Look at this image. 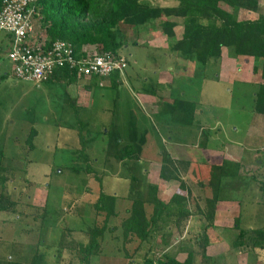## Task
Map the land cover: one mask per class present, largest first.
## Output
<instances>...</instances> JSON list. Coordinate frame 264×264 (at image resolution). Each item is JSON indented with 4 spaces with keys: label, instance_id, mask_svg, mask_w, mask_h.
Listing matches in <instances>:
<instances>
[{
    "label": "rangeland",
    "instance_id": "374dc122",
    "mask_svg": "<svg viewBox=\"0 0 264 264\" xmlns=\"http://www.w3.org/2000/svg\"><path fill=\"white\" fill-rule=\"evenodd\" d=\"M147 1L150 2L142 0L146 4ZM162 1L167 6L174 4V0ZM258 1L256 10L240 9L238 19H255L264 14V0ZM172 19L177 22L175 38H179L183 19ZM147 26L125 27L126 44L119 54L128 64L112 87L108 78L103 77L71 83L23 81L12 75V62L2 54L6 76L0 84V146L7 137L4 186L9 197L17 201L15 212L0 214L2 258L29 264L34 255L40 254L41 264H51L50 222L64 226L63 217L68 208L78 207L76 199L81 198L79 201L86 211L93 210L100 193L98 178L102 191L110 195L116 193L119 199H128L121 195L131 191L134 177L143 189L148 184H156L161 197L170 202L174 193L183 194L185 188L192 194L213 196L212 192L206 193L208 189L202 192L199 184L211 179L213 165L230 160L240 165L238 177L227 174L225 181L222 180L223 193L233 204V217H223L227 220L226 226L210 227V232H206V227L211 225L201 217V223L195 221L194 232L182 235L181 240H189L193 251L199 252L194 264H264V248L244 240L239 247L233 246L240 229L264 226V195L260 190V185H264V114L257 113L254 107L255 92L263 81L260 70L254 73L251 58L232 57L226 48L205 68L198 67L187 57L169 53L168 38L162 34L158 22L154 29H158L157 34L162 37H158L157 42L149 40ZM158 44L162 45L161 49L148 46ZM163 49L168 53L164 54ZM155 66L159 68L156 76ZM160 76L173 81L171 87L181 92L180 97L183 92L184 99L197 102L191 123L179 120L176 112L173 115L169 109H163L161 102L173 96L168 86L161 87L157 96L154 95L152 108L140 100L141 89L154 88L153 81ZM160 107L168 123L157 120V115L147 111L160 110ZM77 120L86 124L82 129L86 139L84 152L80 150ZM113 126L119 130L123 145L138 142V135L129 138V133L137 134L146 128L144 145H153L152 154L160 155L158 162L147 163L148 159L156 157L147 156V147L139 153L138 160L129 158L126 163L104 155L108 132ZM32 127L37 133L32 140L34 149L30 151L26 139ZM174 134L182 137L185 145L169 140ZM181 146L187 151L183 152ZM163 150L174 161L178 178L160 177ZM86 164L91 166V172L85 169ZM229 167L228 171H235ZM181 182L185 187H181ZM169 204L170 217L180 208L188 210L189 207L186 206L188 200ZM206 233L212 242L203 253L194 239Z\"/></svg>",
    "mask_w": 264,
    "mask_h": 264
},
{
    "label": "trees",
    "instance_id": "16d2710c",
    "mask_svg": "<svg viewBox=\"0 0 264 264\" xmlns=\"http://www.w3.org/2000/svg\"><path fill=\"white\" fill-rule=\"evenodd\" d=\"M258 0H177V4L172 6L150 5L141 0H39L37 4V15L34 17V25L36 29L43 28V35L46 44L56 39H64L69 41L75 52L82 54L84 45H96L99 51H117L126 44L125 27L153 26L156 21L161 27V32L168 38L170 51L177 55L187 57L196 66L205 68L211 59L220 57L222 49L226 48L232 57H247L253 60V72L260 70L261 78L264 80V14L258 15L255 19H238L237 13L240 9L256 10L258 8ZM173 17H181L182 30L181 36L175 38V26L177 22ZM39 24V27L37 26ZM124 27V28H123ZM120 72L115 70L110 74L111 87L118 83ZM69 77L68 81H75L77 76L64 68L56 71L46 81H51L53 78ZM96 79V77H94ZM43 81V82H46ZM173 81L168 83L173 101L163 102V109H169L174 115L180 116L179 120L193 121L194 112L197 110V103L180 97V91H174L171 87ZM255 111L264 114V82L258 84V89L255 92ZM162 119L158 116L157 120ZM79 141L82 145L80 149L84 152L86 139L82 134V129L85 122L77 120ZM113 129L115 127L113 126ZM111 129L108 134L107 146L104 150V155L113 156L116 159L127 161L129 158L138 160L139 153L147 147L145 146V131L136 134L132 131L129 133V138H138L134 143L122 144V138L119 130ZM113 130V131H112ZM36 129L32 127L27 135V145L29 150L34 149L32 142L36 136ZM88 133V131H87ZM88 141V139H87ZM205 144V143H204ZM5 145L0 146V211L15 212L17 201L9 197L5 189L4 182L7 179L5 171L7 167L3 165L5 158ZM160 177L166 180L178 178L176 174V166L172 158L162 151ZM84 158L87 156L84 154ZM126 163V162H125ZM229 166L235 171H228ZM85 169L91 172L92 169L88 164ZM211 171V179L207 183L200 182L203 188L202 192H212L213 196L206 194H192L187 190V194H173L170 202L162 201L158 195V187L156 184H148L147 197L141 192L139 180L132 177L131 184L133 188L129 191L128 200L130 207L127 209L125 223L123 224L125 233L131 232L141 243L150 237L152 231L158 229L157 220L164 216H170L169 203H181L188 200L190 210L185 211L179 209L176 216L177 227H180L181 221L186 220L192 213L202 214L206 217L208 225L213 223V215L216 202L220 198H226L223 188L225 177H238L240 165L237 162L223 160L222 164L213 165ZM77 171V170H76ZM175 173V174H174ZM171 174V175H170ZM176 175V176H175ZM96 177V176H95ZM97 178V177H96ZM224 180V181H222ZM99 181L100 193L96 197L95 212L96 215H103V226L97 225L90 229V242L83 249L84 259L88 256L89 250L98 244L96 235L102 233L109 228L108 221L112 214L116 213L114 204L117 202V196L105 194ZM137 181V182H136ZM180 181V180H179ZM181 187H185L182 184ZM229 189V188H228ZM260 190L264 195V185H260ZM223 193V194H221ZM150 207V213L146 217L145 207ZM193 207V209L191 208ZM147 224V230L145 225ZM236 226L237 223L235 224ZM180 229V228H179ZM240 229V228H239ZM181 230V229H180ZM244 241H251L253 246L264 248V226L251 229H240L236 240L233 242L234 247H239ZM208 238L206 235L201 237V251L204 253ZM202 255L204 256V254ZM41 255L33 256L29 264H41ZM194 256L192 252L188 253L187 258L183 262L175 260L169 255L154 256L148 258L147 263L151 264L155 260L158 264H194ZM0 264H21L10 258L5 261H0ZM81 264H87L81 260Z\"/></svg>",
    "mask_w": 264,
    "mask_h": 264
},
{
    "label": "crops",
    "instance_id": "0c3cea01",
    "mask_svg": "<svg viewBox=\"0 0 264 264\" xmlns=\"http://www.w3.org/2000/svg\"><path fill=\"white\" fill-rule=\"evenodd\" d=\"M142 1V0H141ZM161 0H150V2L147 1V4L150 5H159V6H166L162 4L164 1L160 2ZM154 2H159V4H153ZM177 4V0H174V4ZM157 24V21L154 23ZM39 27V24L37 25ZM39 29V28H38ZM41 31H43V28H40ZM158 29H154L153 26L147 27V35H150L149 40L151 41H158L160 40L158 37H162V35H158ZM161 33V32H160ZM11 44V38L10 35L7 34L4 31L0 30V84L3 80V77L6 76L5 72L3 71V60H2V54L5 53L8 54V51L10 49ZM150 48H154L155 50L161 49L162 45L154 46V45H148ZM122 49V48H121ZM121 49L117 51V53H121ZM167 50V49H166ZM166 50L163 49V53L167 54L168 52H165ZM170 54L176 55L174 52L169 51ZM8 57V56H7ZM155 62L158 60V58H154ZM156 70L153 72L154 76H156L157 72L159 71V68L155 66ZM168 68H171L168 67ZM122 74V73H120ZM110 76V75H109ZM103 77L108 78L110 82V77ZM69 77H61V78H53L51 81H61L66 83H71L68 81ZM163 79V80H162ZM76 80H79L76 78ZM148 81V79H147ZM73 82V81H72ZM264 80L260 83H263ZM170 83L168 80L166 81V78H162L161 76L156 79V81H153L154 88H150L147 90L141 89L142 93L140 100L147 103L148 108L153 107V98L154 95L157 96L158 90L161 87L168 86L167 84ZM159 87V88H158ZM181 97L183 98V92ZM153 101V102H152ZM173 101V98L170 96V100H164L163 102H169L171 103ZM163 102H161L163 104ZM197 103V102H196ZM149 113H152L153 115L161 116V118L164 120V123H168L167 117L163 114H161V107L160 110L156 109L154 111H149ZM197 110L194 112V115H196ZM161 123V122H160ZM174 132V130L172 131ZM7 137L4 139V145L6 143ZM176 140L179 141L181 144L185 145V140L182 137H178V134H174V136H170L169 140ZM187 143V142H186ZM178 146V145H177ZM182 151H187L185 146H181ZM180 147V149H181ZM153 145L147 144V156L149 158L152 155H156V157L152 159H148L147 163L156 164L158 161L160 155L158 154H152L153 151ZM161 152V151H160ZM149 154V155H148ZM4 163V158L2 159ZM141 192L144 193V196L147 197V190L140 188ZM183 195L187 194V189H183ZM116 195V193H113ZM175 194V193H174ZM129 195V190H127L122 197ZM158 197L165 201L161 197V193L157 191ZM76 196V195H75ZM171 199V198H170ZM80 199H76L75 202H77L78 207H75V210L70 206L67 210V212L64 214L63 220H64V226H60L56 222L51 223L48 226V231L51 234L50 236V242L49 247L50 250H52V254H49V260L51 261V264H81V260H84L87 264H145L147 263V259L153 258L156 255L164 256L169 255L173 257L175 260L179 262H183L189 252H192L193 256L195 257V262H197V254L199 252L193 251V246L190 245L189 240H181L182 235L183 237L186 236V234H190L194 232V229L197 228L195 224V221L201 223V217L206 218L202 214H190L188 216V219L181 221L180 227H177L176 224V217L175 215L173 217L170 216H164L157 220L158 229L156 231H152L150 234V237L143 241V243L139 244L140 242L137 241L138 239L135 237L134 234L131 232L125 233L123 224L125 223V217L128 212L127 209L130 207V203L127 202V198L123 199H117V202L114 204V211L116 213L112 214L111 219L108 221V227L105 229L102 233H99L96 235V241L98 244H95V247L91 248L89 250L88 256L84 259L83 249L86 248V246L89 244L90 240V229L95 226V222L97 221V225L103 226V215L98 214L96 215L95 212L97 211L94 207L93 210H85L83 208V202H80ZM129 201V200H128ZM17 206V205H16ZM189 206V203L186 205ZM16 209V208H15ZM146 209V217L150 213V207H145ZM185 211H187L184 208ZM190 208L188 207V211ZM233 210V204L231 200L226 198H220L215 205L214 210V217H213V225L206 227V232L209 230L210 227H213L214 229H220L221 226L225 227L227 220H225L223 217H233L234 214ZM2 212L6 211H0V214ZM149 216V215H148ZM207 220V219H206ZM222 220H225V223L222 222ZM55 221V220H54ZM194 226L193 230L191 229ZM196 226V227H195ZM204 226H206L204 224ZM61 227V228H60ZM147 230V224L145 225ZM181 230H180V229ZM61 229V230H59ZM211 230H209L210 232ZM181 233V237H179V234ZM208 238V243L206 247H210V243L212 242L210 236L208 233L205 234ZM60 237V238H59ZM199 236H196L194 241L196 243H200ZM176 240L178 242L176 243ZM181 240V241H180ZM194 241L192 243H194ZM219 242V241H217ZM216 242V243H217ZM222 242V241H221ZM224 243V242H223ZM193 245V244H192ZM62 251V252H60ZM208 257L209 253H206ZM0 255V261H5V257ZM222 256H219V258ZM210 259V258H209ZM227 260L226 262H228ZM194 263V262H193Z\"/></svg>",
    "mask_w": 264,
    "mask_h": 264
},
{
    "label": "built area",
    "instance_id": "2783aa9c",
    "mask_svg": "<svg viewBox=\"0 0 264 264\" xmlns=\"http://www.w3.org/2000/svg\"><path fill=\"white\" fill-rule=\"evenodd\" d=\"M39 0H0V30L10 35L8 58L12 75L23 81L40 83L56 71L67 68L78 79L106 77L127 67V59L119 53L99 51L96 45H84L78 55L64 39L46 44L43 31L36 29ZM151 264H158L155 260Z\"/></svg>",
    "mask_w": 264,
    "mask_h": 264
},
{
    "label": "clouds",
    "instance_id": "9594fccd",
    "mask_svg": "<svg viewBox=\"0 0 264 264\" xmlns=\"http://www.w3.org/2000/svg\"><path fill=\"white\" fill-rule=\"evenodd\" d=\"M128 64V63H127Z\"/></svg>",
    "mask_w": 264,
    "mask_h": 264
}]
</instances>
